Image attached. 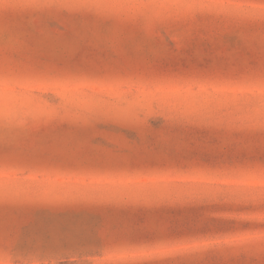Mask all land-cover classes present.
<instances>
[{
  "label": "rangeland",
  "instance_id": "374dc122",
  "mask_svg": "<svg viewBox=\"0 0 264 264\" xmlns=\"http://www.w3.org/2000/svg\"><path fill=\"white\" fill-rule=\"evenodd\" d=\"M253 60L264 0H0V264H264Z\"/></svg>",
  "mask_w": 264,
  "mask_h": 264
},
{
  "label": "snow or ice",
  "instance_id": "6c2138e0",
  "mask_svg": "<svg viewBox=\"0 0 264 264\" xmlns=\"http://www.w3.org/2000/svg\"><path fill=\"white\" fill-rule=\"evenodd\" d=\"M73 2L87 4L89 0H69V3ZM247 69L250 74L258 76L261 83H264V61L259 63L254 60L249 61ZM260 208L264 210V200L260 201ZM161 231L166 232V230L163 229ZM158 241L159 242L155 244L154 247L158 250H162L165 254L194 251L202 246H205V242H207V246L209 247L218 243V241L212 240L203 234L184 237H173L164 234L158 237ZM234 242L238 244H245L248 243V240L243 237H236L234 238ZM262 243H264V240H262Z\"/></svg>",
  "mask_w": 264,
  "mask_h": 264
}]
</instances>
